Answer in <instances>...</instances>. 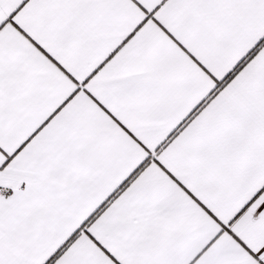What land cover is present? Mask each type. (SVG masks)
<instances>
[{"label":"snow or ice","instance_id":"1","mask_svg":"<svg viewBox=\"0 0 264 264\" xmlns=\"http://www.w3.org/2000/svg\"><path fill=\"white\" fill-rule=\"evenodd\" d=\"M0 264H264V0H0Z\"/></svg>","mask_w":264,"mask_h":264}]
</instances>
